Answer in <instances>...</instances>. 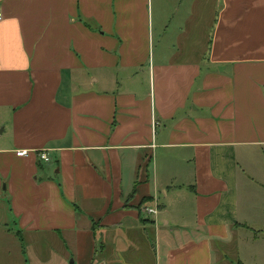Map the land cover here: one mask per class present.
<instances>
[{"label": "crops", "instance_id": "1", "mask_svg": "<svg viewBox=\"0 0 264 264\" xmlns=\"http://www.w3.org/2000/svg\"><path fill=\"white\" fill-rule=\"evenodd\" d=\"M0 12V255L264 264V0Z\"/></svg>", "mask_w": 264, "mask_h": 264}, {"label": "built area", "instance_id": "2", "mask_svg": "<svg viewBox=\"0 0 264 264\" xmlns=\"http://www.w3.org/2000/svg\"><path fill=\"white\" fill-rule=\"evenodd\" d=\"M1 18H2V13L0 12V20H1ZM27 154H28V152L27 151H24V150H20V151H17L15 153V155L18 156V157H23V156L26 157ZM36 157L42 163L43 162H49L50 161V159H49V157H48V155H47V153L45 151H41V152L36 153ZM143 212L146 215H148V214H155L156 213V210L154 208H149V207L147 208V207H145V208H143Z\"/></svg>", "mask_w": 264, "mask_h": 264}, {"label": "rangeland", "instance_id": "3", "mask_svg": "<svg viewBox=\"0 0 264 264\" xmlns=\"http://www.w3.org/2000/svg\"><path fill=\"white\" fill-rule=\"evenodd\" d=\"M261 159L264 160V156H262ZM262 168H264V167H262ZM242 193H246V190H244ZM3 256H4V260H9V261H6V262L2 261L0 264H12L11 263L12 261H10V260H14L15 259L13 255L12 256L10 255L9 258L6 259L5 258L6 255H3V254L0 255V258L3 257ZM2 260H3V258H2Z\"/></svg>", "mask_w": 264, "mask_h": 264}]
</instances>
